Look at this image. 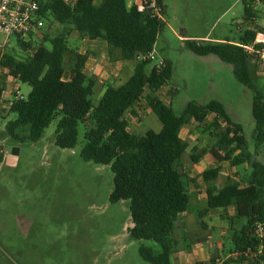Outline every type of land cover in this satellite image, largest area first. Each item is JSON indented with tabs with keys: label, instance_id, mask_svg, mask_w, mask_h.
<instances>
[{
	"label": "trees",
	"instance_id": "1",
	"mask_svg": "<svg viewBox=\"0 0 264 264\" xmlns=\"http://www.w3.org/2000/svg\"><path fill=\"white\" fill-rule=\"evenodd\" d=\"M162 1L157 0V3L163 8ZM37 2L39 15L45 21L50 16L60 25L72 26L82 39L102 40L108 46L111 59L134 61L135 65L125 83L105 87L99 104L94 107L92 96L96 82L85 73L86 55L75 54L69 80H64L65 56L70 52L67 34L52 38L43 34L41 42L35 41L36 34H31L27 41L17 40L25 58L0 51V100L6 92L8 77L27 84L31 91L26 99L13 98L10 102L8 112L14 114L15 119L6 124L7 135L18 142H36L57 118L55 145L74 149L78 142V125L84 124L80 157L85 162L110 166L113 190L109 201L130 202L133 225L130 236L163 245L159 255H153L148 248H141L140 255L149 264H172L173 248L166 242L174 234L180 215L190 206L186 179L180 171L181 157L188 145L180 132L191 123L214 129L216 143L209 153L218 165L201 174L206 185L207 209L233 207L232 219L245 220L240 229L231 226L233 253L249 264H264V238L260 240L256 235L257 226L264 224V165L248 151L241 127L231 120L224 105L217 100L205 104L189 102L183 113L176 115L170 104L158 96L171 78L172 64L165 61V67L157 68L152 67L150 61L136 60L137 55L154 50L165 21L129 7L128 0H101L99 4L95 0ZM241 3L245 21L257 17L252 0H241ZM258 32L264 34V27L245 30L238 42L185 41L194 55L215 56L230 65L235 79L253 93L251 114L257 147L264 144V94L255 83V66L240 45L254 44ZM3 69L7 74L1 71ZM142 100L160 122L158 132L150 130L143 135L129 132L127 114L136 117L135 110ZM210 115L214 118L208 122ZM195 151L190 154L193 163L204 154ZM222 162L232 168L247 165L251 172L245 184L229 181L218 189L215 181Z\"/></svg>",
	"mask_w": 264,
	"mask_h": 264
},
{
	"label": "rangeland",
	"instance_id": "2",
	"mask_svg": "<svg viewBox=\"0 0 264 264\" xmlns=\"http://www.w3.org/2000/svg\"><path fill=\"white\" fill-rule=\"evenodd\" d=\"M162 4L165 25L157 36L154 52L159 60L172 64V75L158 92L159 98L170 104L178 116L189 102H221L231 120L241 127L248 151L264 165V144L257 147L253 139V93L235 79L230 65L215 56L194 55L180 39L192 36L238 42L245 30L264 26L261 17L259 21L256 19L259 24L245 21L241 0H163ZM60 33L68 35L70 49L65 56V77L75 54L86 51L87 73L96 82L92 96L95 107L105 90L100 84V73L93 72L95 64L104 65L100 62V46L95 51L89 44L83 45V39L72 26L60 25L50 16L34 39L41 42L43 34L52 38ZM3 40L0 35V45ZM44 45L50 49L48 43ZM0 51L20 59L26 57L15 37H10L8 46ZM254 68L256 86L264 94V67ZM1 71L7 74L6 69ZM121 80L125 82L128 78ZM117 83L120 79L114 80V84ZM15 87L23 99L31 91L27 84L8 77L5 97L0 102V264H149L140 255V249L148 248L153 255H159L163 245L130 236L133 226L130 202L109 201L113 190L110 166L85 162L80 157L84 124L78 125V142L74 149L55 145L57 118L36 142H18L7 135L6 124L15 119V115L8 112ZM135 111L136 117L127 114L130 132L143 135L161 129L144 100ZM149 117L157 124L151 125ZM211 120L212 115L208 122ZM180 136L188 145L181 158L180 171L186 179L190 206L180 215L174 234L166 242L174 251L171 263L178 264L177 251H187L186 248L197 245L211 254L210 259L197 264L228 261L229 264H249L233 253L231 242L233 229H240L245 220L232 219V207L209 210L206 206V185L201 174L215 165L209 153L215 147V130L191 123L181 129ZM193 149L197 154L204 153L196 165L190 159ZM221 168L215 181L218 188L228 178L244 185L251 172L247 165L231 168L228 163H222Z\"/></svg>",
	"mask_w": 264,
	"mask_h": 264
},
{
	"label": "built area",
	"instance_id": "3",
	"mask_svg": "<svg viewBox=\"0 0 264 264\" xmlns=\"http://www.w3.org/2000/svg\"><path fill=\"white\" fill-rule=\"evenodd\" d=\"M129 7H135L137 11L147 13L151 17L164 20L163 8L158 5L157 0H128ZM253 9L258 11L264 8V0H252ZM251 23L256 24V17L250 18ZM44 26V19L39 15V4L37 0H0V35L4 37L0 50L8 46V39L15 37L19 41H25L31 34H38ZM259 45V47H256ZM253 65L264 67V34L258 32L252 45H240ZM137 61H150L155 67L163 68L165 60H159L154 50L139 54ZM13 97L22 99L19 89L14 88ZM1 102V100H0ZM258 239L264 238V224L258 225L256 229ZM263 246V245H262ZM261 246V249H262ZM261 251L258 252V255ZM240 256V255H239ZM257 257V254L254 255Z\"/></svg>",
	"mask_w": 264,
	"mask_h": 264
},
{
	"label": "crops",
	"instance_id": "4",
	"mask_svg": "<svg viewBox=\"0 0 264 264\" xmlns=\"http://www.w3.org/2000/svg\"><path fill=\"white\" fill-rule=\"evenodd\" d=\"M100 2H101V0H95L96 4H99ZM259 10L260 11L257 14L256 19L258 20L261 17V21L264 24V9H259ZM164 12H165V9H164V5H163V13ZM258 15H259V17H258ZM258 21H256V24H259ZM180 39H183L184 41H186L188 39H191V40H194L196 42H199V41L223 42V40H219V39L218 40L217 39L209 40L207 37H192V36L186 37V36H183V37H180ZM82 43H83V45L86 44L85 46H87V44H89V46H91L95 51H98L99 50V46H100V62L102 64H104V65L100 66L99 63L95 64V66L93 68V72L100 73V79H102V81H103L102 82L100 80V84L102 86L104 85L106 87V86L112 85V86L117 87V86H120V85H122L123 83H125L127 81L126 80L125 82H123V80H121V79H127V78L129 79L130 78V76L132 75L133 69H134V65H135L134 61H117V60L111 59L110 56H109L108 46H107L106 42H104L102 40L89 41L87 39H83ZM104 51L106 53V56L105 55L103 56V52ZM80 53L82 55H86V51L80 52ZM87 59H88V56H87ZM165 61H167V60H165ZM87 63L88 62H86V65H87ZM86 65H85V73L89 76V74L87 73ZM109 66H111L110 70H108ZM102 71H104V72L102 73ZM117 79L118 80L120 79V83L114 84V80L117 81ZM64 80H69V74H68L67 77H64ZM102 89H105V88H102ZM4 97H5V93H4L3 99H4ZM166 104H168V103H166ZM213 118L214 117L212 116V119ZM149 119H150V117H149ZM150 121H151V123H150L151 125H156L157 124L156 123L157 121L154 120L153 118H152V120L150 119ZM130 133H132V132H130ZM184 153L182 154V157H183ZM222 163H227V162H222ZM222 163H220V172H219L218 177L220 176L221 171H222V168H221V164ZM194 164L195 165L199 164V161L197 163H194ZM217 165L218 164L215 161V165L214 166L208 167L206 169L216 167ZM229 181H235V180L231 179V178H228V181H226L220 188H222ZM220 188H218V189H220ZM205 199H206V196H205ZM234 214H235V212H234ZM186 249H187V251H185L184 249L182 250V252H178L177 251L176 257H177V260H178V264H197V263L204 262V261H206V260L211 258V254L209 252H207L206 250L204 251L203 249H201V247H198L197 245H194V246L192 245L190 248H186ZM173 253H174V251H173ZM173 253H172V255H173ZM227 258H229V257L227 256ZM244 263H246V262H244ZM216 264H218V263H216Z\"/></svg>",
	"mask_w": 264,
	"mask_h": 264
}]
</instances>
